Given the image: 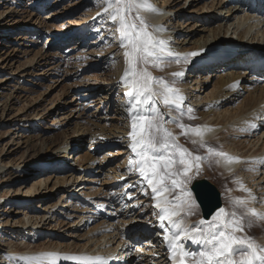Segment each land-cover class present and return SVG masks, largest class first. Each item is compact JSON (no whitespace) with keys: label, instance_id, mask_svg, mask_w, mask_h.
I'll return each mask as SVG.
<instances>
[{"label":"rangeland","instance_id":"obj_1","mask_svg":"<svg viewBox=\"0 0 264 264\" xmlns=\"http://www.w3.org/2000/svg\"><path fill=\"white\" fill-rule=\"evenodd\" d=\"M157 1L160 7H157L154 2L155 8H161V11H164L167 5L162 6L161 0ZM221 1L225 0H215L214 4ZM105 2V0H0V33H5L8 36L6 39L0 38L2 43L0 45V253L3 250V254L6 255L2 259V262L6 264H26L22 258L32 257L28 249H23L21 254L11 253L17 245L20 247L35 246L31 251L36 252L42 250L43 245L53 246L59 251L66 248L65 251L70 252L73 249L72 252H81L85 250L83 249L85 247L82 246L87 244L94 250L104 251L106 245L116 242L112 244L114 247L123 239L119 247L123 246L124 249H127L130 246L127 253L131 257L130 264H149L151 255L156 259V254L159 253L149 254L147 252L150 248L158 250L155 245L159 246V242L153 244L148 241L151 239L149 234L147 237L138 238L137 236L141 232L145 235L144 233H148L151 228H148L149 221L144 219L150 217L152 220L155 219L151 211L152 203L145 200L146 197L139 198V196L148 195L147 181H141L140 176L130 175L137 168V164L129 173L126 172L129 165H132L137 159L136 162L139 163L141 157L134 155L130 156L132 159H129L126 156L128 153H122L131 149L129 142L133 136L129 134L136 121L135 116L128 112L131 107L130 102L134 101L135 96H132L130 101L127 100L128 104L127 101L123 104L120 101L118 108H121V105L122 108L116 111L115 105L112 106L111 101L108 103L109 97L104 98L105 93L101 90L105 83L100 79L103 77L101 75L116 73L118 67L123 81L127 80V83L130 84L132 79L131 76L122 77L125 74V66L129 67L128 58L125 56L128 49H122L117 33V24L110 22L111 13L108 9L113 11L116 5L113 4L105 11L108 7ZM173 2L172 6L174 7L182 3L185 5L168 14H172L174 17V14L179 11L181 14H178L176 18L178 24L185 18H188V23L190 22L187 29H176V38L189 35L188 39H191L188 44L187 39L182 42V44H187V48L190 49L186 50V53H180L181 55L176 53L179 43L174 47L164 45L172 53L178 54L180 57L185 56L189 53L199 52L203 48L204 42L219 44L221 39L232 40L230 46L225 47L235 48L234 54L236 55H239L240 47L252 45L247 57L254 60L243 61L241 59L236 60L233 64H231L232 59L227 60L229 64L227 67L235 69L236 75L240 74L239 82H237L240 86L238 90L241 93L232 103L223 105L217 112H214L220 114L219 112L229 107L233 111L241 103L243 104L247 97L252 96L250 95L251 90L261 89L264 85V71H262L264 70L262 67L264 63V20L261 18L259 21V18L251 14L246 15L243 13L245 12L244 8L232 16L227 15L225 9L222 8L219 17L216 16L217 21H214L212 16L215 13L213 14V7L210 8L212 0H198L197 3L195 1L191 3L192 0H173ZM176 3L178 4L175 5ZM188 4L191 5L188 10L200 11L193 12L192 15L183 14L184 8ZM97 7V13H94L93 9ZM56 11L60 12L56 13ZM47 13L52 14V17L47 16ZM31 16H34L33 21L36 20L34 25L39 23V26H27L32 25L26 23ZM190 16H193L192 19ZM93 22L96 23L93 33L86 31L87 33H80L72 40L69 37L70 33L62 36L60 40L50 33V31L57 32L56 30L64 31L70 27H87V23L92 25ZM238 22H242L241 27H238ZM191 24L193 27H190ZM167 26L171 27V25L164 24L165 28L160 29H163V32L175 31V28L168 31ZM244 26L250 27V32L242 34L240 38L243 32H240L239 29ZM222 32H224V36L218 37L220 34L222 35ZM193 34H198V36L193 37ZM199 36L201 39L194 45L193 41ZM176 40L173 37L169 38V41L172 42ZM219 52L218 54L222 53ZM191 58L187 62L180 61L178 64H190L191 61H194V57ZM172 61L176 60L172 59ZM172 61L169 60V62ZM235 63H238L237 66ZM221 64L217 59L210 58V63L205 64V67L201 59L195 60L187 70L178 71L183 73L182 76H173V73H177V71L174 68L168 71V68L165 72L169 77L171 76L170 78L173 77L179 82L175 84L171 79L164 82L178 90L180 96L185 100L183 106L195 109L197 115L200 116L209 108L211 109L207 103L211 101L208 95L212 90H215L220 78L216 69ZM140 66L145 67V65ZM177 67L181 68V66ZM211 71H214L213 75L209 74ZM155 86L159 89L163 87L161 84L154 83L152 88ZM256 93L258 94V92ZM158 98L159 96L156 97V100H159ZM263 102L264 100L261 105L259 104L246 112H244L246 107L243 109V114L246 113L251 118H254V113H256L257 118L254 121L258 123L257 128H254V131L252 128L248 134L245 133L242 139L253 140L258 137L260 139L259 148L263 145L261 142L264 143V128L261 127L264 125L259 122L262 118L259 115H262L264 109ZM160 104L158 103L159 110L168 121L163 124V127L170 130L176 121L175 116L168 112L167 107L160 106ZM198 126L196 125V128ZM46 138L54 140L56 144L59 143L58 147L61 148L54 149L50 158L44 157L42 158L44 160L23 164L21 156H26L32 149L36 150L40 146V141ZM137 138H139V134ZM226 139L228 136L225 134L218 138V143L222 148L223 144L228 142ZM65 143L70 144L73 150H63ZM222 148L217 152L224 151L226 145H224V150ZM119 150L122 152L117 155L116 152ZM150 154L155 155L152 152ZM249 154L247 153L248 159L252 160L248 161L247 159L244 163L242 162V166L246 169L244 174L248 172L252 179L254 177L252 174H255L252 171V166L258 155ZM216 155L215 152V158L213 156L215 161L219 156ZM78 156L82 157L81 161ZM191 163L192 169L188 176H183L185 187L189 189L194 178H205L219 191L221 208H224L226 212L234 213L231 209L234 200L241 205L244 212H249L250 204L246 200L245 203L243 197L232 195L230 188L223 185L211 173L202 169L197 170L194 168L195 162L191 161ZM118 174L121 176L116 179ZM240 176L231 178V182L235 181V186L231 189L246 190L247 194L257 191L253 182L245 183L247 175ZM87 177L91 181L85 182ZM78 184L90 189L84 188L81 189L82 191L80 189L78 191V188H82L75 187ZM123 184H127V186L121 188ZM127 189L130 192L134 191L130 196H123L127 198L126 201L132 200L128 207L130 212L123 214L125 211L122 208L117 214L120 196L126 194ZM76 191L79 193L78 197L74 193ZM83 192L89 194L85 195ZM175 195L178 193L170 192L165 197V202H175ZM23 197L29 199L24 200ZM70 197L75 198L76 207H68V203H65ZM143 200H145L144 205ZM57 201L60 203L58 202L59 204L57 203L58 205L50 209L48 213L50 206L55 205ZM94 202L95 204H93ZM102 203H111L108 211L112 214L104 217L101 207H105V205ZM193 206L197 210V216H201L197 203ZM66 210L67 215H65ZM217 214L218 210L209 221L205 222H211ZM235 217L240 220L238 215ZM107 219L110 220L109 225ZM113 228L116 229L113 230ZM100 233L106 236L100 238ZM236 233L233 235L246 241L251 240L257 246L261 236H264V230L256 232L253 236L247 235L243 231H236ZM131 235H136L137 238H132L128 244ZM133 239L138 241L134 242ZM183 246L187 251L193 252V249L187 247L186 243ZM165 253L164 251L163 254ZM240 259L239 255L235 256V260L239 261ZM155 263L158 262L155 261ZM185 264H194V258L191 256L185 258Z\"/></svg>","mask_w":264,"mask_h":264},{"label":"bare ground","instance_id":"obj_2","mask_svg":"<svg viewBox=\"0 0 264 264\" xmlns=\"http://www.w3.org/2000/svg\"><path fill=\"white\" fill-rule=\"evenodd\" d=\"M194 1H195V3L198 2V0H192L191 3H194ZM212 1L213 2L211 3L210 8L213 7V10L215 11V12L213 11V14L214 13L215 14L212 16V19L214 21H217L216 18L219 17V14L221 12L220 9H222V8L225 9V12H226L227 15L229 14V16H232V15L236 14V12L243 10L241 8L244 7L242 4H240V5L235 4L233 2V0H225L223 2L221 1L222 3L221 2H217L215 4H214L215 0H212ZM154 2H155V4L158 7L159 5L157 3L158 2L157 0H140V4L132 11L129 19L132 22H134L137 26H146L145 30L149 34H151L153 36V38H157V39L163 41L164 45H166V46L169 45L168 47H174L176 44L179 43L178 47H176V53H179V54L180 53L181 54L186 53V50L190 49V48H187L186 45L189 43L188 41L191 38L188 39L189 35H187L185 37H182V36L178 37L177 36V38H176V34H177L176 29H180V28L181 29H187L186 27L189 25L190 22L188 23L187 22L188 18H185L181 23L178 24V21H177L176 18L178 17V14H181V13H179V11H178V13L174 14V17H172V14H168V13H171L172 11H174L176 9H180V8L184 7L185 3H182V4L176 3L175 5H177V4L178 5L176 7H174V6H172V4L174 3L173 0H171V1H169V0H161L162 6L163 5L164 6L167 5L165 7V10L163 9L164 11H161V8L160 9L155 8ZM194 5L196 6V4H194ZM194 5H192V6H194ZM190 6L191 5L188 4L184 8L185 10L183 11V14L192 15L193 12L194 13H198V11H200V10H195V9L188 10V8H190ZM108 8H109V6L106 9H108ZM218 9H219V11H218ZM97 10H98V7L94 8L93 12L97 13ZM206 10L208 11L209 8L206 9ZM108 11H109V13H112V11H110V9H108ZM59 12L60 11H56V13H59ZM46 15L47 16H51L52 14L47 13ZM137 16L139 17V19H136ZM192 17L193 16H190L191 19H192ZM262 19H264V17H262ZM33 20H34V16H31L27 20L26 23H29V24H32V25H27V26H39L38 25L39 23L34 25L36 20L35 21H33ZM259 21H261V20H259ZM239 23H241V24H239ZM164 24L171 25V27L167 26L166 29L168 31L170 29H173V28H175V31H173V32H165L164 31L163 32L162 31L163 29H160V28L164 27ZM175 24H177V27H175ZM261 24L263 25V23H261ZM40 25H41V23H40ZM161 25H163V26H161ZM238 25H239L238 27H241L242 22H238ZM94 27H96V23L95 22H93L92 25H89V26L83 27V28L87 29V32L93 33L94 32ZM190 27H193L192 24H191ZM29 28H28V30H29ZM245 28H246V26H244L241 29H239L240 32H243V33H241V35L239 34V31H238V36L240 35V38L242 37V34H246V33L248 34L250 32V27L246 28V30H245ZM73 29H76V27H72V28L70 27V28H68V29H66L64 31H58V30H56L57 32L50 31V33H53L57 37L56 39L60 40L62 36H65V34H69L70 31L73 30ZM83 32H85V31H83V30H79L78 31L79 34L80 33L83 34ZM58 33H60V34H58ZM187 33L191 34L190 32H187ZM196 36H198V34H195L193 37H196ZM223 36H224V32H222V35L220 34V36H218V37H223ZM172 37L177 39V40L175 42L169 41V38H172ZM0 38L1 39H6V38H8V36L5 33H3V34L0 33ZM184 39H187V44L186 45L182 44ZM199 39H201V36H199L197 39H195L193 41V44L194 43L196 44ZM231 43H232V40H228V39H226V40H222L221 39L219 44H216L215 42L214 43H209V42L206 43V42H204L203 48L199 51L200 55L194 57L193 58L194 61H191L190 64L189 63L188 64L184 63V65L183 64L181 65V64H178V62L175 61L177 63L176 64L174 61H172V59H174V58H170V57L167 56L166 53H164L163 54L164 55V59L162 61L158 62L157 65L154 66V64L150 61L148 64L145 65V67H146L147 71L151 73V76L153 74L154 77H156L158 79H162L163 81L171 79L175 84H177L179 81L177 79H174L173 77L170 78L171 76L169 77L167 72H165V71H167L166 69L169 68L168 69V71H169V70H172L174 68V70H176L177 72L179 70H182V71L183 70H187L188 67H190V65L193 62H195V60L198 61L200 59L202 60V64L205 67H206L205 64L210 63V58H212V59L215 58V59L219 60L218 62L222 63L221 66H219L216 69V71L218 72V76L220 78H219V80H218V82L216 84V87L214 85L215 90L214 91L212 90L210 92V94L208 95V98L209 97L211 98V101H210L211 103L210 102H207V103H209L211 109L209 108V110H207L202 115H200V116L197 115V112L195 111V109H192V108H191L192 111L189 112L188 111L189 108L185 107V106L181 107L180 109H175L173 107H170V106H167V105H163L162 103L160 104V101H159L160 97L158 98L159 100H156V102H157V104L159 103L160 106H163L165 108L167 107V110H169L168 112L175 116V120L176 121L174 122V124L171 123L173 125L170 128V130L167 129V131L169 133H171V138H169V143L170 144L179 145V149H182L185 152L189 153L190 155H189L188 159H190L191 161L195 162V167L194 168H196L197 170L202 169V170H204L206 172L211 173L223 185H225L226 187L230 188V191H231L232 195L241 196V197H243L242 199H244V201L246 200L247 203L250 204V207L248 209L249 212H247L246 209H245L246 212H244L242 210L241 205L237 204V201L233 199L234 201H232L231 209L233 210L235 215L239 216V218H240V220H239L240 221V226L243 229L242 231L244 233H246L247 235L253 236L256 232L264 230V143L261 142L263 145L259 148V145H260L259 144V140L260 139L258 137H256L253 140L242 139V137L245 136V133L248 134L252 130V128H253L252 131H254V128L255 129L257 128V123H258V122L256 123L254 121V119L257 118L255 116L256 113H254L255 114L253 116L254 118H251L250 115H247L246 113L244 115L243 113L246 112L247 110H250V109L256 107L259 104L261 105L262 101L264 100L263 99L264 85H263L262 88L259 86L261 89L254 88L253 90H251L250 95H252L253 97L252 96H250V98L247 97V99L244 100L243 104L241 103V105L236 107V108H234L233 111H231L229 109L230 107L228 106L229 107L228 109H226L224 107L225 109L223 110L224 112L222 111L223 113L219 112L220 114H216V112H217V110H219V108H221L223 105H228V104L232 103L234 101V99L238 98V96L241 93V92H239L240 90H238L239 87H240V86H238V82H239L238 81L239 80L238 76L240 74L236 75L237 72L234 71L235 69L232 70V68H230V66L227 67L229 65L227 63V60L228 59H232L233 61H231V64H233V62H236V60L239 61L241 59L243 61H246V59L250 60V61L253 60V58H252L253 56L251 57L252 59H249V57H247L248 56L247 55L248 51H250L249 48H251L252 45H245L243 47H240L239 48L240 49L239 50V55L234 54L235 53L234 50H233L232 53H229V54H226V55H224V53L218 54L219 51H221V49H231L229 47H225V46H230ZM0 45H2L1 41H0ZM168 47H165V48L168 49ZM124 48H126V47H122V49H124ZM232 49H235V48H232ZM104 53H105V51L103 52V54ZM108 56H109V54H108ZM254 56H256V55H254ZM181 57H183V56H181ZM191 57L192 56L188 55V60L189 59L191 60L192 59ZM169 60H171L172 62H169ZM237 64L238 63H235V66H237ZM177 66H181V68H179ZM119 69L120 68L118 67L116 73H113V74L112 73L102 74L101 75V76H103L102 78H100V76H99V78L103 82H105L104 86L101 87V90L103 91V93H105L104 98L109 97V94L111 92L114 93V94L116 93V95H115L116 99H115V101L112 104V106L115 105L116 111L120 108V107L118 108V106L120 104V101L122 102L121 104H123V102L127 101L125 99L126 96L124 95L125 93H127V90H126L127 89V85H124V87H122V88L119 86V83H121V80H120L121 76H120V70ZM121 70H122V68H121ZM214 71L209 72V74L213 75ZM214 76H216V75L214 74ZM122 77H124V75ZM124 82H125V80H124ZM106 83H108V84L106 85ZM240 89H242V88H240ZM159 90H161V89L157 88L156 86L153 87V91H159ZM256 92H258V94ZM253 93L254 94L256 93V95H253ZM251 100H253L252 103H251ZM109 102L110 101H108V103ZM151 106H152L151 104H148V105H145L144 107L151 108ZM244 107H246V110L243 112ZM121 108H122V105H121ZM121 108H120V110H121ZM158 110H159V105H158ZM214 111H216V112H214ZM122 112H125V111H122ZM259 112H261V111H259ZM259 116L260 117L262 116V118L260 119L261 121H259V122L263 123L262 125H264V109L262 111V115L260 114ZM128 117H129V115H128ZM241 117H242V119H241ZM233 118H235V119H233ZM236 118L238 119L237 121H236ZM232 119L235 120V122H233ZM180 125H183V127H180ZM196 125H199V126L196 128ZM261 127L264 128V126H261ZM197 129L200 132L199 135L196 134V130ZM130 132H133L132 128H131ZM224 134L228 136V139H226L228 142H227V144H225L224 143L226 141L225 140L223 142L224 144H223V148H222L220 146V144L218 143V138L220 136L224 135ZM247 134H246V136H247ZM163 135H164L163 132L156 131L155 129L151 130V136L155 137L156 140H159ZM137 136H138V133H136L135 138H137ZM145 139H149V135L147 134V132H146V135H145ZM219 141H220V139H219ZM133 143H134V137H132L131 142H129V144H130L129 146H131ZM58 145H59V143L56 144L55 141L52 140V139H48V138H46L45 140L43 139L42 141H40V146L36 150L32 149V150L28 151V154L26 156H21V158H22L21 162L23 164H32V163H35L36 161L44 160V159H42L44 157L45 158H47V157L50 158L51 157L50 155L52 154L54 149L61 148L60 146L58 147ZM64 145H65V149H63V150H67V151H72L73 150L72 147L70 146V144L65 143ZM224 145H226V149H225V152L223 153L224 155L221 156V155H219L217 150L218 149L220 150V148H222L224 150ZM179 149H176L175 147L169 149V152H171L174 155L175 160H176V163H174L171 166V168L169 169L170 171L182 172V170H183L182 169L183 165H181L179 163V155H178ZM240 150H242V151H240ZM129 151H130V154H129ZM121 152L119 150V151L116 152V154L120 155ZM215 152H216L217 155H219L218 158H216L217 159L216 161L214 160ZM122 153H125V154L128 153V155H126V156H127V158L129 157V159H132V157L130 158V156H134L135 155L132 152L131 149L126 151V152L123 151ZM131 153H132V155H131ZM152 153L155 154V155L166 154L163 149L159 150L158 152H152ZM247 153L248 154L249 153H254V154L258 155L257 158L254 159L255 162H254V165L252 166L253 167L252 171L255 172V174H252V175H254V177L252 179L250 177L251 175L248 174V172H246L244 174V171L246 169H244L243 166H242V162L244 163V161H247V159H248ZM77 154L79 155V153H77ZM67 155L70 156L69 154H67ZM149 155H151V154L149 153ZM213 156H214V158H213ZM195 157H202L203 159L195 160L194 159ZM61 159H62V157H61ZM78 159H79V161H81L82 157L78 156ZM250 160H252V159H250ZM250 160L248 159V161H250ZM136 161L134 163L132 162L133 163L132 165H129L130 167L126 169V172L129 173L132 170V168H135V166L137 164V168L134 169L130 175L131 176L132 175H136L134 177L140 176L139 178H140L141 181H146L145 179H143L141 177V174L138 171V167L141 166V165L138 162H136ZM41 163H39V164H41ZM64 164H65V162H64ZM197 164L199 165L198 168L196 167ZM160 171L162 173L164 171L163 162L160 163ZM238 175L239 176L241 175L243 177L245 175H247V176H245L246 180L244 179L245 183H247L248 181L249 182L250 181L253 182L252 184L255 185V189L257 191L253 192V193L249 192V194H250L249 195V194L246 193V190L243 191V190L240 189L241 191H239V190H237L235 188L231 189L233 186H235V183H234L235 181L231 182L232 181L231 178L234 177V176L238 177ZM120 176L121 175L118 174V177H116V179H119ZM88 178L89 177H87L85 182L86 181H91V180H88ZM177 178H179V179H181L183 181L184 177L180 176V177H177ZM257 180H259V181H257ZM62 183H64V182H62ZM87 183H89V182H87ZM165 185L167 187V190H164L162 188L161 189V193H160L159 196H156L154 193H152V199L150 198V200H149L152 203L151 204V211H152L153 217L155 219L152 220V217H150L149 219H147V218L144 219V220H148L149 221V222L147 221L149 223L148 228L151 227V229H152V226L155 223H156L155 225H157L159 227V229L157 230V232H159V236L156 235L154 237L153 236L154 232H153L152 236L150 237L151 239L148 240L149 242H153V244H156V242H159V246H157L158 244L155 245V247H157L158 250H152L150 248L147 251L149 254L150 253L153 254V253H158L159 252L158 254H156V259H154L153 255H151L152 258L150 260L153 263H151L149 261L150 263L147 262L149 264H156L155 261L158 262L157 264H180V261H181L179 254H176L175 256H173L172 255L173 252L170 251V249L166 246V242L164 241L163 237L166 234H170V230L171 229L169 227V222L168 221L164 222V225H165L164 227L161 226V222L159 220V209L156 207L157 203H160L161 206L165 205V197L167 195H169L170 192L173 193V194L178 193V195H175V200L174 201L176 202V198L181 195V189L179 187L171 188L173 186L171 185V180L170 179H166ZM78 186H79V184L77 186H75V187H78ZM122 186L126 187L127 184L121 185V188H122ZM84 188L88 189L89 187L87 188L86 186H83L81 189H84ZM248 190H249V188H248ZM149 191H150V189L147 190V194H148ZM133 192H130V190L129 191L127 190L126 194L124 193V194H122L120 196L121 200H120V203H118L119 208H118V210H116L117 214L120 212V209H122V208L125 211L123 214H127L128 212H130L128 210V207H129L130 203L132 202V200L126 201L127 198H124L123 196H130V194H132ZM83 193H81V194H83ZM84 194L88 195L89 193H84ZM142 197L145 198V197H147V195L145 194V195L139 196L140 199ZM23 199L27 200L29 198L23 197ZM72 200L75 201V198L74 197H70L69 201H72ZM145 200H143V205H144ZM246 201H245V203H246ZM1 202H3L2 199H1ZM58 202L59 201H57L55 205H51L50 206V208L48 209V213H49L50 209H53L56 205H58L60 203V202L59 203ZM175 202H173V203H175ZM173 203H168L167 206L168 207H172ZM251 203H253L252 206H251ZM93 204H95V202ZM109 204L102 203V205H105V207H101L102 210L105 212V214H103L104 217H106V215H108V214H112L110 211H108L110 209L109 207L111 206V203H109ZM75 205H76V203H73L72 207L75 206ZM247 206H249V205H247ZM97 208L101 209L100 207H97ZM67 210L65 212V215L68 214ZM176 210L180 212V215L178 217H174V219L182 220L183 224L186 227H188V228H191L193 226L199 225L200 221L203 220L201 216H197V210L195 209L194 206H192L191 208L185 207L183 209H176ZM253 213H256V215H253ZM109 222H110V220H108V225L110 224ZM207 223H205V225ZM34 227H36V226H34ZM110 227H113V226H110ZM114 229H116V228H113V230ZM144 234L145 235H143L142 232H141L137 236H138V238L139 237H147L148 233H144ZM232 234H237V233L234 232ZM104 236H106V235H104L103 233L99 234L100 238L104 237ZM135 237H136V235H131L129 240H128V244H130L132 238H135ZM157 237H159V238H157ZM121 241H123V239H121L120 242H118L117 245L114 246V247H112V244H114L116 242H113V243L111 242L112 243L111 245H106L107 247L105 246L106 249L104 250L105 254L102 253V250H100V251L96 250L97 252H101L99 254L100 256L101 255H105L104 257H99V258H102L103 260L110 259L109 257L111 255H114L117 252L120 255L127 254L128 251L130 250V246H129V248H127V249L122 251V248H118L119 244L121 243ZM133 241L135 242V241H138V240H134L133 239ZM148 241H146V242H148ZM184 242H189L191 244V248L190 249H194L193 252H195L196 249H197L196 252L200 251V247H199L200 245H198V244H196V243H194V242H192V241H190L188 239H184L183 245H184ZM258 242H260V243H258ZM258 242H257L258 243V247H264V236H261V239ZM149 245H150V243L146 247L148 248ZM187 246H188V244H187ZM34 247L35 246H30L29 247L28 245L24 246V247H20L19 245H17V246L14 247V249L12 250L11 253L21 254L22 253L21 251L23 249H28V252L30 253L31 256H40L41 254L52 253L54 255L51 257V259L54 262V264H77V263L85 264L86 262L90 263L89 258H91V259L97 258L96 256H94V254H92V252L90 254H88V252L92 250V246L87 245V244L82 246V247H85V248H83V249H85L84 251H81V248H80L81 252H78V251L72 252L73 249L70 252L69 251H65L66 248H64L65 250L59 251V250L55 249V247H53V246L51 247L50 245H43L42 250H40L39 252L31 251V250L34 249ZM117 249H119V250L117 251ZM136 249L138 251V248H136ZM96 251H93V252L96 253ZM164 251L166 252L165 254H163ZM85 252H87V254ZM5 257H6V255L3 254V250H2V252L0 253V264H6V263L2 262V259L5 258ZM170 257H171V259H170ZM233 258L235 259V256ZM107 261L110 262V260H107ZM112 264H114V263H112Z\"/></svg>","mask_w":264,"mask_h":264},{"label":"snow or ice","instance_id":"obj_3","mask_svg":"<svg viewBox=\"0 0 264 264\" xmlns=\"http://www.w3.org/2000/svg\"><path fill=\"white\" fill-rule=\"evenodd\" d=\"M109 7L113 4L116 7L113 9L110 17V22L117 24V33L121 41L120 46L126 47L128 50L125 56L128 58L129 67L125 70V78L131 76L130 91L125 93V96H135L134 101H131L129 114L135 116V123L132 125L133 132L130 136L134 137V143L130 146L132 152L141 157L138 171L141 177L151 186V191L156 196H159L161 189L167 190L165 185L166 179L171 180L173 187L181 189V195L176 198V202L172 207L161 206L156 204L159 209V220L161 226L164 227V222H169L170 234L164 235L163 239L166 246L173 253L179 254L181 257L180 264H185V258L191 256L194 258V264H264V248L258 247L251 240L238 238L232 233L242 231L240 221L236 219L235 214H229L224 208L218 209V214L212 218L211 222L207 223L201 220L199 225L191 228L186 227L182 220H176L180 212L176 209L185 207L191 208L196 204L197 198L191 189L185 187L184 181L177 178L180 176H188L192 169V163L188 159L189 153L179 149V145L170 144L169 138L171 133L163 127L165 120L163 113L158 110L156 97H160V103L180 109L183 107L184 98L180 96L178 90L170 87L162 79H158L150 75L145 67L150 61L155 65L164 59V53L168 57H172L176 62H187L188 55L196 57L199 52L189 53L183 57L172 53L164 47L163 41H158L153 38L146 30V26H137L129 17L132 11L140 4V0H106ZM107 11V9H105ZM136 19H139L137 16ZM183 73H173V76H182ZM125 82H128L125 80ZM154 83L161 84L163 87L159 91H153ZM151 104V108L144 107ZM192 111L191 108L188 109ZM183 127V125H180ZM163 132L164 135L156 140L151 136V130ZM149 135V139H145V135ZM136 133L139 138H135ZM196 134L200 132L197 129ZM179 149V163L183 165L182 172H173L169 169L176 163L174 155L169 152L170 148ZM163 149L166 154L149 155L150 152H158ZM223 156V153H219ZM195 160H201L202 157H195ZM164 164L163 173L160 171V163ZM198 168L199 165L197 164ZM155 198V197H154ZM131 199V197H129ZM256 215V213H253ZM223 218V219H222ZM188 239L200 245V251L190 252L183 246V240ZM54 254L47 253L40 256H32L22 258L26 264H54L51 257ZM239 255L241 259L235 260L233 257ZM171 259V257H170ZM90 260V264H107L102 258H94Z\"/></svg>","mask_w":264,"mask_h":264},{"label":"water","instance_id":"obj_4","mask_svg":"<svg viewBox=\"0 0 264 264\" xmlns=\"http://www.w3.org/2000/svg\"><path fill=\"white\" fill-rule=\"evenodd\" d=\"M189 188L197 198L201 217L209 220L213 213L221 207L219 191L205 178H194Z\"/></svg>","mask_w":264,"mask_h":264}]
</instances>
